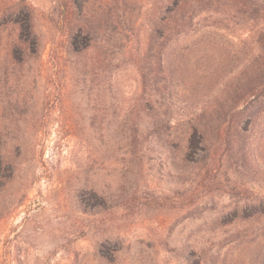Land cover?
<instances>
[{"label":"rangeland","instance_id":"374dc122","mask_svg":"<svg viewBox=\"0 0 264 264\" xmlns=\"http://www.w3.org/2000/svg\"><path fill=\"white\" fill-rule=\"evenodd\" d=\"M0 1L16 2L21 11L11 16L18 22L0 28L1 67L13 65L14 50L5 55L4 49L15 35L27 36L29 7L43 45L38 62L15 65L9 96L0 95V264H199L193 255L209 245L212 252L219 248L225 264H264V214L249 213L253 202L215 192L188 206L189 176L167 155L154 152L128 164L116 106L120 94L137 85L128 56L117 68L100 65L97 94V55L65 54L69 40L55 0ZM227 10L217 29L199 17L196 26L223 40L213 54L188 48V77L217 63L225 72L249 56L252 22ZM227 48L230 58L221 52ZM109 74L119 85L117 97L107 89ZM209 85L204 79L200 87ZM8 100L22 113L11 112ZM258 121L261 131L264 114ZM256 153L264 161V136ZM260 186L256 205L264 211V182Z\"/></svg>","mask_w":264,"mask_h":264},{"label":"trees","instance_id":"16d2710c","mask_svg":"<svg viewBox=\"0 0 264 264\" xmlns=\"http://www.w3.org/2000/svg\"><path fill=\"white\" fill-rule=\"evenodd\" d=\"M55 2L69 40L65 54L81 58L92 51L97 55L92 68L97 94L103 89L100 65L112 62L117 68L116 62L128 56L135 67L137 85L129 95L121 93L116 105L122 115L120 132L130 167L134 159H149L154 152H161L181 174H188V206L197 204L200 194L221 192L238 201L253 202L250 214H264L260 210L263 206L256 205L264 182V161L256 153V142L264 136V127L258 131V118L264 114V0ZM224 8L228 14L233 12L232 17L251 20L249 56L225 72L217 63L198 73L191 72L188 77V48L195 44L197 52L213 54L215 45L220 47L223 40L211 37L214 33L209 28L196 26L199 17L211 19L212 28L217 29L221 26L219 20H228L222 14ZM16 10L18 3L0 1V28L18 22V18H11ZM34 19L29 7L27 36L18 33L4 49L5 55L14 50V58L12 67L0 65L2 96H9L7 82L16 71L15 65L41 59L43 45ZM28 35L31 41H27ZM188 41L192 43L188 45ZM221 52L231 57L228 48ZM107 79L109 93L117 97L119 85L110 74ZM204 79L210 85L202 90ZM188 80L192 83L189 88ZM9 101L10 111L21 114V107L19 110ZM263 228L264 223L260 229ZM211 248L209 245L196 251L193 257L199 264H225L226 258L219 261V248L213 252Z\"/></svg>","mask_w":264,"mask_h":264}]
</instances>
